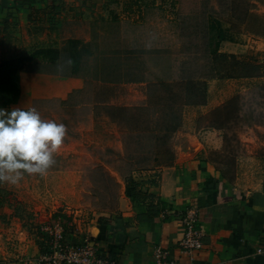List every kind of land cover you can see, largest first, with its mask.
<instances>
[{
  "label": "rangeland",
  "instance_id": "1",
  "mask_svg": "<svg viewBox=\"0 0 264 264\" xmlns=\"http://www.w3.org/2000/svg\"><path fill=\"white\" fill-rule=\"evenodd\" d=\"M252 1H113V5L121 3L117 6L121 8L120 15L96 21L89 43H66L53 62L49 55H36L25 61L19 71L22 92L18 102L3 109L35 108L43 119L63 123L67 131L62 146L54 153L55 163L46 174L25 176L15 185L0 183V249L8 252L16 248L14 234L18 233L43 247L49 238L42 228L56 221L64 225L69 240L84 242L78 236L77 225L92 226L96 219L101 220V214L113 211L122 184L133 187L150 179L134 176V172H152L165 162L161 160L165 155L161 143L169 135L158 128V122L165 123L163 119L158 122L147 119L144 126L147 132L124 136L116 134L119 132L112 123L105 122L102 131L106 138L98 140L102 133L83 137L74 134V123L71 117H66L69 112L60 109V103L66 104L69 99L77 104L90 101L93 89L101 81L115 79L127 83L145 77L149 80L146 99L149 95L165 102L167 94L178 96L176 119H180L182 101L191 104L204 101L208 83L216 76H245L257 71L228 56L212 55L218 41L238 40L247 30L251 34L261 33L262 26L256 17H248L249 11L257 7ZM5 50L0 43V62L39 51L12 57ZM77 55L80 62L75 72ZM160 81L169 83L170 87L163 88ZM244 87L247 90L242 95L199 122L209 128L213 123L222 127L223 155L209 152L208 156L222 169L223 178L254 184L264 180V160L256 159L264 156V85L229 83L224 92L230 94ZM117 91L123 103H132L131 97L136 96L137 89L123 86ZM77 114L82 119L86 111ZM97 116L94 120L98 127L103 119L100 114ZM153 116L150 113L152 119ZM118 136L126 142L125 155L129 159H119L120 154L114 150ZM72 138H82V144L79 141L73 150ZM58 151L63 156L56 158ZM155 157L160 158L154 160ZM236 170L251 174L236 176Z\"/></svg>",
  "mask_w": 264,
  "mask_h": 264
},
{
  "label": "crops",
  "instance_id": "2",
  "mask_svg": "<svg viewBox=\"0 0 264 264\" xmlns=\"http://www.w3.org/2000/svg\"><path fill=\"white\" fill-rule=\"evenodd\" d=\"M113 1L119 2L0 0V43L12 57L39 49L60 50L69 41L87 44L96 30V21L120 15L121 8L117 6L121 3L113 5ZM260 1H252L257 7L249 11L248 17H256L262 26L261 33L251 34L247 30L239 35L240 39L222 40L217 47L219 54L232 56L257 71L245 76H216L208 83L204 102L183 106L182 117L172 131H165L168 125L153 120L158 122V128H163V134L169 135L161 143L165 154L161 160L165 162L152 172H134V176L150 179L133 187H125L117 178L122 185L118 188L114 210L101 214V220L96 219L92 226L77 225L82 240L114 258L117 264H156L158 249L168 260L185 264H264V180L253 184L241 179L232 182L224 179L222 169L208 156L209 152L223 155L222 131L199 122L247 90L244 87L228 94L224 92L227 84L264 85V0ZM112 80L98 82L90 101L77 104L69 99L66 104L60 103V109L69 112L66 117H71L74 123V134L83 137L102 133L98 136L102 140L106 138L102 131L105 122L112 123L119 132L116 134L123 136L147 132L146 123L136 121L134 115L140 116L143 112L153 115L154 97L148 95L146 99L149 80L145 77L127 83ZM123 86L137 89L136 96L131 97L132 103H123L120 98L117 88ZM84 111L86 115L80 119L77 113ZM99 114L103 120L97 127L94 118L97 120ZM118 137H115L114 150L120 154L119 159H129L125 155L126 142L120 137L117 140ZM79 141L82 144V138H72V150ZM60 156L62 151H58L56 158ZM256 159L263 161L264 156ZM241 171L236 170V176L251 174ZM190 208L197 211L196 229L201 233V249L191 256L179 246L184 235L182 216ZM14 235L16 248L8 252L1 248L0 264H43L38 259L46 251L45 243L40 247L25 235Z\"/></svg>",
  "mask_w": 264,
  "mask_h": 264
},
{
  "label": "clouds",
  "instance_id": "3",
  "mask_svg": "<svg viewBox=\"0 0 264 264\" xmlns=\"http://www.w3.org/2000/svg\"><path fill=\"white\" fill-rule=\"evenodd\" d=\"M66 131L35 108H0V183L15 185L25 176L46 174Z\"/></svg>",
  "mask_w": 264,
  "mask_h": 264
},
{
  "label": "built area",
  "instance_id": "4",
  "mask_svg": "<svg viewBox=\"0 0 264 264\" xmlns=\"http://www.w3.org/2000/svg\"><path fill=\"white\" fill-rule=\"evenodd\" d=\"M197 211L190 208L184 212L182 223L184 235L179 246L185 253L193 255L201 249V233L196 229ZM66 228L56 221L42 228L49 240L45 242L46 251L41 254L38 262L43 264H117L114 258L103 255L88 241L82 243L67 238ZM156 264H185L180 261L168 260L162 250L155 251ZM191 264V263H189Z\"/></svg>",
  "mask_w": 264,
  "mask_h": 264
},
{
  "label": "trees",
  "instance_id": "5",
  "mask_svg": "<svg viewBox=\"0 0 264 264\" xmlns=\"http://www.w3.org/2000/svg\"><path fill=\"white\" fill-rule=\"evenodd\" d=\"M69 42L73 43L74 41H69ZM218 44H219V41L218 43L214 45L212 55L218 56L220 58H224V57L227 58V55H222L217 52ZM57 53H58V50H55V49H39V51H36L33 55H30L28 57H19V58H15L11 60L1 61L0 62V108H5L7 106L17 104L20 94L22 92L20 88V81L22 80V78H21L19 71L22 69L23 63L25 61H31L33 57L36 55H41V56L49 55L50 56L49 59L52 60L53 62L57 60ZM230 58L235 59L232 56H230ZM74 61H75L74 70L75 72H77L79 68L80 55H77ZM158 83H160V85L163 86V88L165 89L166 87L167 88L170 87L169 83H166L163 81H160ZM176 97L178 98V96H175V95L172 96L170 94H167L165 98L166 99L165 102H163L162 99H158L159 97L154 98L153 100L154 108L152 107L153 109L152 113L154 116L158 115L159 116L158 118L152 119L149 113L143 112L142 115L140 116L134 115V119L141 123H146L147 119H149L150 121L151 120H158V121L161 120L162 121L163 119L166 126L168 125V128L164 129L165 131H172L176 129V126L178 125V121H179V119L178 120L176 119V111L178 109V105H177L178 102H177ZM202 102H198V103L192 102L191 104L190 102L182 101L181 105L182 106L188 105V104L197 105ZM228 103L230 104L231 101H229ZM218 110H214L212 113H216ZM210 127L214 129H222L220 125H215L214 123L211 124ZM159 129L163 130L162 127H160Z\"/></svg>",
  "mask_w": 264,
  "mask_h": 264
}]
</instances>
